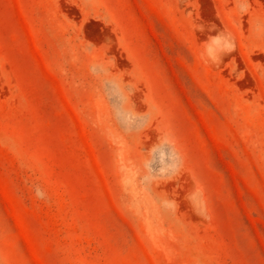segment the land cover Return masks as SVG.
Here are the masks:
<instances>
[{
  "label": "rangeland",
  "instance_id": "1",
  "mask_svg": "<svg viewBox=\"0 0 264 264\" xmlns=\"http://www.w3.org/2000/svg\"><path fill=\"white\" fill-rule=\"evenodd\" d=\"M0 264H264V0H0Z\"/></svg>",
  "mask_w": 264,
  "mask_h": 264
}]
</instances>
